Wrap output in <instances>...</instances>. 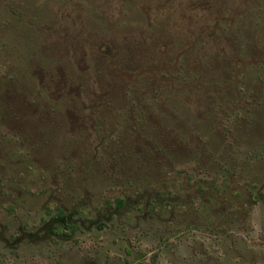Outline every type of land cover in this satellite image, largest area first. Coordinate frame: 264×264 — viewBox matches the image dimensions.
<instances>
[{
	"label": "rangeland",
	"instance_id": "rangeland-1",
	"mask_svg": "<svg viewBox=\"0 0 264 264\" xmlns=\"http://www.w3.org/2000/svg\"><path fill=\"white\" fill-rule=\"evenodd\" d=\"M139 263L264 264V0H0V264Z\"/></svg>",
	"mask_w": 264,
	"mask_h": 264
},
{
	"label": "trees",
	"instance_id": "trees-1",
	"mask_svg": "<svg viewBox=\"0 0 264 264\" xmlns=\"http://www.w3.org/2000/svg\"><path fill=\"white\" fill-rule=\"evenodd\" d=\"M117 205H118L119 208H121V207L124 205V201H123V200H119V201H117ZM68 217H69V216H68L63 210H61V209L58 208V215H57V218H60V219L62 220V222H63V224H62L63 227H62V228L70 229V230H71V234H73V233H75L77 227H76V226H72V225H68V224L66 223ZM57 231H58V228L53 229V232H54V233H56ZM58 233H59V232H58ZM71 234H67V233L65 234V233H63V235H64L65 237H70ZM139 264H144V263H139Z\"/></svg>",
	"mask_w": 264,
	"mask_h": 264
}]
</instances>
